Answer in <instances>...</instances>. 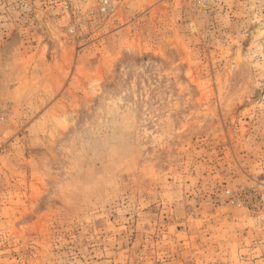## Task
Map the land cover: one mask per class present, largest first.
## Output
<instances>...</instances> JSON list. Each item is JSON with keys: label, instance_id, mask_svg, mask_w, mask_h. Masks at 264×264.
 Returning a JSON list of instances; mask_svg holds the SVG:
<instances>
[{"label": "rangeland", "instance_id": "rangeland-1", "mask_svg": "<svg viewBox=\"0 0 264 264\" xmlns=\"http://www.w3.org/2000/svg\"><path fill=\"white\" fill-rule=\"evenodd\" d=\"M0 0V264H264V0Z\"/></svg>", "mask_w": 264, "mask_h": 264}, {"label": "built area", "instance_id": "built-area-1", "mask_svg": "<svg viewBox=\"0 0 264 264\" xmlns=\"http://www.w3.org/2000/svg\"><path fill=\"white\" fill-rule=\"evenodd\" d=\"M120 0H102L101 1V11L104 13H108L114 9L117 2Z\"/></svg>", "mask_w": 264, "mask_h": 264}]
</instances>
